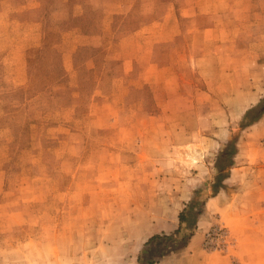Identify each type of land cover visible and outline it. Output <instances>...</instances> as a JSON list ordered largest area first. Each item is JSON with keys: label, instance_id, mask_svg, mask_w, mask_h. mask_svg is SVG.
<instances>
[{"label": "rangeland", "instance_id": "obj_1", "mask_svg": "<svg viewBox=\"0 0 264 264\" xmlns=\"http://www.w3.org/2000/svg\"><path fill=\"white\" fill-rule=\"evenodd\" d=\"M263 96L264 0H0V264H138L197 195L167 264H264Z\"/></svg>", "mask_w": 264, "mask_h": 264}, {"label": "trees", "instance_id": "obj_2", "mask_svg": "<svg viewBox=\"0 0 264 264\" xmlns=\"http://www.w3.org/2000/svg\"><path fill=\"white\" fill-rule=\"evenodd\" d=\"M264 114V96L259 101L248 107L242 114L239 126L244 128L256 122ZM237 151L236 140H228L222 150L218 153L215 161L216 174L213 179V191H217V187L221 185L222 180L227 176L225 169L232 164V155ZM198 195L189 202L188 207L182 209L178 214L180 224H184L186 233L182 232V227L173 230L169 234L151 235L142 250V254L138 257V264H153L158 262L162 257L170 255L182 250L189 242L192 236V230L196 226L197 217L203 212L205 202L197 199ZM196 199V200H195Z\"/></svg>", "mask_w": 264, "mask_h": 264}, {"label": "crops", "instance_id": "obj_3", "mask_svg": "<svg viewBox=\"0 0 264 264\" xmlns=\"http://www.w3.org/2000/svg\"><path fill=\"white\" fill-rule=\"evenodd\" d=\"M189 242H190V240H189ZM189 242L187 243V245L184 248H186L188 246ZM176 255H177V253L166 255V256L162 257L158 262H155L153 264H167L168 262L173 260L176 257Z\"/></svg>", "mask_w": 264, "mask_h": 264}, {"label": "bare ground", "instance_id": "obj_4", "mask_svg": "<svg viewBox=\"0 0 264 264\" xmlns=\"http://www.w3.org/2000/svg\"><path fill=\"white\" fill-rule=\"evenodd\" d=\"M191 154H192V153H191ZM194 156H195V155H194ZM194 156H193V155H189L190 158H191V157L193 158ZM195 157H196V156H195Z\"/></svg>", "mask_w": 264, "mask_h": 264}]
</instances>
